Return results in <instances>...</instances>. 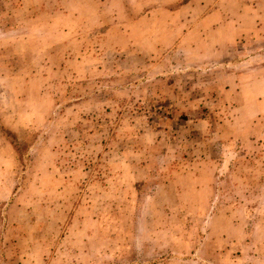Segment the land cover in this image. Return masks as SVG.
Masks as SVG:
<instances>
[{
  "label": "rangeland",
  "instance_id": "rangeland-1",
  "mask_svg": "<svg viewBox=\"0 0 264 264\" xmlns=\"http://www.w3.org/2000/svg\"><path fill=\"white\" fill-rule=\"evenodd\" d=\"M0 264H264V0H0Z\"/></svg>",
  "mask_w": 264,
  "mask_h": 264
}]
</instances>
